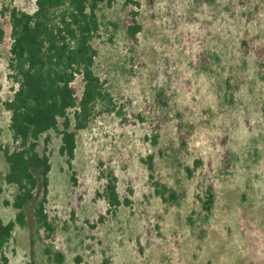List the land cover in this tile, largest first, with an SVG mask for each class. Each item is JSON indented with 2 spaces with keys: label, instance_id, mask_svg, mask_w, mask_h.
I'll list each match as a JSON object with an SVG mask.
<instances>
[{
  "label": "rangeland",
  "instance_id": "374dc122",
  "mask_svg": "<svg viewBox=\"0 0 264 264\" xmlns=\"http://www.w3.org/2000/svg\"><path fill=\"white\" fill-rule=\"evenodd\" d=\"M139 1L136 42L124 0L99 11L117 23L93 41L95 71L116 109L96 107L77 132L76 183L49 131L46 210L55 229L48 238L34 223L17 226L4 247L11 264H59L46 248L63 253L61 264H264V0ZM7 3L35 8L34 0ZM0 26L6 99L15 87L8 15L0 13ZM9 123L0 107L1 139L12 146ZM109 171L117 207L103 196ZM0 186L12 199L16 187L2 177ZM14 215L0 207L4 221Z\"/></svg>",
  "mask_w": 264,
  "mask_h": 264
},
{
  "label": "trees",
  "instance_id": "16d2710c",
  "mask_svg": "<svg viewBox=\"0 0 264 264\" xmlns=\"http://www.w3.org/2000/svg\"><path fill=\"white\" fill-rule=\"evenodd\" d=\"M0 1V13L8 15L11 28L8 67L15 84L8 98L0 97V107L10 112L13 143L10 146L2 142L0 126V150L7 164L0 177L16 187L12 199H8L2 198L0 186V207L15 209L14 218L4 221L0 217V260L1 264H11L4 247L17 226L26 228L34 223L38 229L45 230L48 238L55 229L46 210L51 169L49 131L54 130L59 135V154L65 158L71 180L76 183L72 161L77 132L87 128L96 107H104L107 111L116 109L106 86L107 80L95 71L98 50L93 41L102 36V30H114L117 23L99 14L103 5L111 7L115 0H34L35 8L31 12L10 5L8 0ZM124 4L131 7L124 20L126 34L136 42L137 34L142 30L138 21L141 2L124 0ZM2 35L0 26V37ZM112 37L111 32L109 40ZM263 51L262 47L257 49L259 54ZM263 60L264 57L259 60L260 65H264ZM155 142L156 135L153 137ZM146 163L152 170L151 155ZM100 174L104 175V172ZM105 174L107 184L103 196L110 207H117L122 202L117 191V178L112 171ZM158 192L164 196V191ZM207 202L211 203L212 199ZM124 204L130 205V199L126 198ZM104 217L101 214L90 223L91 227L102 222ZM46 252L59 264L63 262L64 255L60 251L46 248Z\"/></svg>",
  "mask_w": 264,
  "mask_h": 264
}]
</instances>
